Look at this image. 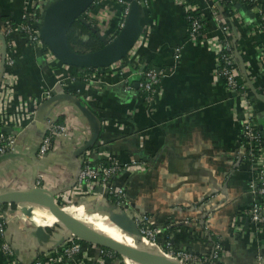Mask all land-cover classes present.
Segmentation results:
<instances>
[{"label":"crops","instance_id":"crops-1","mask_svg":"<svg viewBox=\"0 0 264 264\" xmlns=\"http://www.w3.org/2000/svg\"><path fill=\"white\" fill-rule=\"evenodd\" d=\"M147 1L150 7L142 10L141 20L147 36L139 54L147 69L164 73L158 85L156 105H148L146 96L140 98L137 82L132 81V92H127L117 77L110 78L100 89L82 81L70 86L69 91L77 93L102 123L101 139L92 160L96 162L110 155L122 165L136 160L140 163L142 170L122 172L113 179L112 185L123 189L132 209L147 216L154 227L162 232L173 228L168 244L171 247L202 255L212 251L214 245L209 242L216 239L223 247L225 264H262L264 225L255 228L248 213L263 200L251 189L254 174L243 159L242 108L213 75L217 59L215 42L191 41L185 20L188 7L207 14L212 5L239 13L248 25H257L258 18L237 0H192L193 4L182 0L179 3ZM25 4L26 0H0V37H4L5 21L15 24L22 21ZM231 6H236L235 10ZM245 33L240 34L236 29L234 45L239 62L250 71L248 100L262 136L264 38L257 33ZM210 34L213 38L219 35ZM9 40L16 44L18 61L11 70L6 65L3 68L0 39V77L4 73L12 77L9 83L13 85L9 86L14 88L15 102L11 115L20 123V128L11 132L19 134L16 152L36 159L37 170L33 171L23 160H11L0 163V174L12 178L11 174L16 173L21 181H28L29 172L33 179L38 171L46 176V187L67 189L77 180L82 167L80 158L72 154L74 141L61 142L59 148L44 159L35 158L42 133L31 118L45 95L56 97L64 93L62 75L66 69L49 67L22 32H15ZM177 50L181 52L179 63L174 60ZM23 102L28 106L22 109ZM52 106L48 107L47 116L54 109L61 112V116L64 113L76 142L82 145L90 136L86 120L67 103ZM100 206L98 201L92 207L65 209L89 230L101 234L105 229L121 232L109 223L107 215L95 214ZM3 212L15 258H7L0 249V264H32L39 257L38 252L51 250L50 244L38 243L34 236L38 225L31 223L22 212L11 207ZM89 212L94 215H88ZM52 216L50 213L49 217L38 218L36 222L40 226H52L56 224L49 223ZM238 216L243 217V227L235 233L233 221Z\"/></svg>","mask_w":264,"mask_h":264},{"label":"built area","instance_id":"built-area-1","mask_svg":"<svg viewBox=\"0 0 264 264\" xmlns=\"http://www.w3.org/2000/svg\"><path fill=\"white\" fill-rule=\"evenodd\" d=\"M47 1L49 0H26L24 7L25 13L22 16V21L19 24H15L10 20L5 21L3 35L8 39L7 48L9 52L7 54H9V57L6 56V67L8 70L16 67L18 61L15 57L16 44L9 39L15 32L20 31L25 35L29 45L35 51L42 54L49 67L66 69V73L62 75L63 82L65 83L62 87L64 93L68 92L71 89L70 86H73L78 81H82L94 89H100L108 83L110 78L117 77L127 92H132L133 87L131 82H137L140 90V98L146 96L148 105H152L153 103L156 105L159 98V95H157L158 85L163 79L164 73L147 69L146 64L142 63L140 59L139 50L147 36V30L145 28L142 36L131 51L128 62H121L107 69L94 70V73H79L76 69L60 63L49 51L43 52L45 46L39 36V25L40 15ZM179 1L175 0L176 3H179ZM237 1L243 5L240 2H246L248 0ZM252 2L258 4L259 0H253ZM139 4L142 10L144 8L149 9L150 7L147 0H140ZM129 10V4L123 0H96L85 15L91 23L94 22L99 25L101 28L98 30L99 36L106 41H110L115 37L117 29L123 27ZM251 11L258 18L257 25L254 26L248 25L239 13L233 12L228 8L221 9L218 5H212L209 12L203 15L215 23V30L210 33L215 32L219 35L213 38L210 33H201L200 31L203 25L199 21L194 22L192 31L188 35L189 39L194 42H201L203 44L205 42H215L213 48L215 49L217 59L213 75L217 79L221 77L225 79L224 87L226 91L235 98V101H238L236 102L238 107L242 108L240 127L242 133V148L244 150L243 159L254 174L255 183L251 186V189L254 194L259 195L263 200V203L259 202L248 213L254 227L257 228L259 225H264V143L255 124L252 105L248 100L250 93L249 87L252 81L249 78L250 71H248L249 69L245 65L242 66L238 60L233 35L234 29H237L240 34L245 35V32L248 31V33H257L264 38V10L256 6ZM115 28L117 29L115 30ZM180 58L181 52L177 50L174 60L179 63ZM261 60L264 64V54H262ZM136 67L139 69L134 72L133 68ZM11 78L10 73H4L0 77V157L17 151L16 136L19 134L11 131L13 129L19 130L20 123L11 115L13 103L15 102L13 98L14 88L9 86L13 85L9 83ZM52 96L53 94L45 95L41 100V104L52 98ZM20 105L22 109L28 106L24 102ZM38 110L31 115L34 123ZM53 111L45 123L44 135L38 151L35 154V158L37 159L46 158L59 148L61 142L67 143L74 141V150L81 146L76 142L72 127L66 122V115L63 113V116H61V112ZM93 153L88 152L80 157L82 167L77 175V180L73 183L74 185L72 184L73 186L71 185L72 187L66 190L60 188L53 191L50 190L45 185L47 182L46 176L39 173L34 178V183L29 184L28 181L20 180L14 188L8 186L9 188L3 191L27 190L30 188L47 190L54 194L56 202L64 209L68 208L62 206L64 203L68 204L69 207H75L76 205H78L77 207L82 205L92 207L100 201L101 206H105V208L112 204L116 206L119 212L127 214L135 221L141 234V241L145 240L155 246L163 256L180 264H225V254L221 244L215 245L211 252L202 254L201 256L204 258H200L198 257L200 255H195L187 251H165V248L159 243L163 235L162 230L154 227L153 222L147 216L136 213L128 204L124 190L117 189L112 185L113 179L118 174L126 171H139L143 167L137 160L122 165L110 155L104 156L101 163L92 165ZM114 198L117 199L115 204L112 203V199ZM26 206L28 207V205ZM23 207L25 205H16V209L19 212H21ZM3 211L5 209L0 207V249L7 258L12 259L15 258V251L7 235V222ZM242 227L243 217L238 216L233 221V231L238 233ZM61 229L63 234H65V241L62 246L57 249L38 252L37 254L39 255L40 253V255L35 258L32 264H128V261L123 258L122 260L114 258L113 252L111 251L108 252L105 249L79 243L80 241L69 234L63 226H61ZM54 231L55 233H53ZM54 231L51 230V234L56 239H59L60 230L56 228ZM209 254L211 255L209 256ZM260 262L264 264V257L260 259Z\"/></svg>","mask_w":264,"mask_h":264},{"label":"water","instance_id":"water-1","mask_svg":"<svg viewBox=\"0 0 264 264\" xmlns=\"http://www.w3.org/2000/svg\"><path fill=\"white\" fill-rule=\"evenodd\" d=\"M123 1L127 2L130 6L123 27L110 41H106L99 36L104 42V46L97 51L85 53H80L71 47L68 41V34L76 21L81 20L84 22L82 19L83 15L93 6L96 0L47 1L44 4L43 11L40 15L39 25V36L43 45L60 63L76 69L79 73L107 69L118 63L128 62L131 51L144 32V27L141 23L143 15L139 1ZM234 32H236V29H234ZM0 39L3 42L2 65L3 68H5L8 50L7 42L4 37H0ZM64 103L76 108L86 120L89 127V138L72 153L74 157L80 158L90 152L93 148L98 147L103 131L99 117L82 101V99L64 93L48 99L39 107L34 124L40 129L43 138L44 126L48 118L47 114L49 113L48 107L53 105V108ZM262 136L264 139V133ZM11 160H23L28 166L33 168V171H36V159H29L17 152L9 153L0 157V163ZM35 177L36 175H34V178ZM35 203L45 205L49 212L60 220L59 224L63 226L69 234L86 245L111 251L123 259L129 260L135 264H180L165 256L132 248L126 244L85 232L84 230L88 231L86 225L66 213L65 209L58 205L54 194L50 191L30 188L27 190L0 192V206L25 205L21 212L28 218L32 216V212L26 205H32ZM97 213L107 215L109 222L117 229L130 237H134L138 241L141 240V234L135 221L127 214L119 212L116 206L112 204L106 208L105 206H100L98 212L95 211V214ZM47 229L52 230L49 226L37 227L34 236L38 243L40 245L50 244L51 250L62 246L65 241V234H60V238L56 239L47 231Z\"/></svg>","mask_w":264,"mask_h":264},{"label":"trees","instance_id":"trees-1","mask_svg":"<svg viewBox=\"0 0 264 264\" xmlns=\"http://www.w3.org/2000/svg\"><path fill=\"white\" fill-rule=\"evenodd\" d=\"M184 3H189V4H193L192 0H182ZM253 1V0H252ZM251 0L246 1V2H240L245 6L248 10L254 9L256 6H258L259 9H263L264 10V0H259L258 4H254ZM227 6V5H226ZM230 6V5H228ZM234 10L236 8V6H231ZM143 15V14H142ZM82 19L84 20L81 21H76L72 28L69 31L68 34V41L69 44L71 45V47L80 52V53H85V52H93V51H97L99 49H101L104 46V42L101 40V38L98 36V30L96 28L93 27V23H91L89 21V18L84 14ZM186 20V24L187 27L189 28V32L192 31V27L194 22H201V24L203 25V28L201 29V33H210L213 32L215 30V23L210 19L205 17L202 13H200L199 11H195L192 10L190 7H188V11H187V15L185 17ZM8 21V20H7ZM12 22V21H11ZM120 29H117L116 34L119 32ZM77 47H81L82 49H84V51H79L76 48ZM48 50L46 49V47H44V53L47 52ZM139 68H133V71L136 72L138 71ZM101 70V69H100ZM95 71H87L86 73H94ZM220 82L225 85V79L224 78H219ZM67 95L69 96H78L77 93L72 92V91H68L66 92ZM63 120V118H62ZM258 129V128H257ZM97 147L93 148L90 152H94L96 151ZM102 160H98L96 162H92V165H97L99 163H101ZM117 201L116 198L112 199V203L115 204ZM2 209H6L8 207L11 208H16V205H12V206H0ZM88 215H92L91 212L88 213ZM103 215V214H101ZM110 223V222H109ZM48 232L51 233V230L48 229ZM173 234V228H165L163 231V235L159 241V243L165 248V251H169L172 250L174 252H178V250H176L175 248L171 247L170 245H168L170 243V237ZM81 244H84L82 242H79ZM210 244H213L214 246L219 244L218 240L213 239L209 242ZM86 245V244H84ZM143 245H145L143 243ZM142 249H147V248H142ZM107 251V250H105ZM109 252V251H108ZM188 252V251H187ZM211 254H209L210 256ZM114 258L118 259V260H122V257H120L119 255L113 253ZM208 256V257H209ZM200 258H204L201 255L198 256Z\"/></svg>","mask_w":264,"mask_h":264},{"label":"rangeland","instance_id":"rangeland-1","mask_svg":"<svg viewBox=\"0 0 264 264\" xmlns=\"http://www.w3.org/2000/svg\"><path fill=\"white\" fill-rule=\"evenodd\" d=\"M105 19H107L106 17H104ZM94 23V22H93ZM93 27L94 28H96L97 30H99V29H101L100 27H99V25H97L96 23H94V25H93ZM98 36H99V34H98ZM77 50H79V51H84V49H82L81 47H77L76 48ZM8 133H10L9 131H8ZM18 136L19 135H17L16 136V143H17V138H18ZM18 170L21 172V169L20 168H18ZM36 170H37V165H36ZM38 172V171H37ZM36 172V177H37V175H38V173ZM29 177H30V179H28V176H27V179H28V181L30 182V184L31 183H34V181H35V179L33 178H31V172H29ZM13 177L12 178H8L7 176H4V175H2V174H0V192H2L3 190H6V189H8L9 187L8 186H12L11 188H14V186H16L17 185V183H19L20 182V176L18 175V174H16V173H12L11 174ZM16 175V176H15ZM32 179V180H31ZM50 190H52L53 191V188H49ZM62 206L63 207H69V205L68 204H62ZM78 205H76L75 206V208L77 207ZM28 209H30L31 210V212H32V216L29 218V220H30V222L31 223H34L35 225H38V226H40L37 222H36V220L38 219V218H42L41 220H43V218H45V217H49V214H50V212H49V210H48V208L45 206V205H42V204H37V203H35V204H32V205H28ZM68 213V212H67ZM68 214H70V213H68ZM92 215H94L93 213H92ZM101 215V214H100ZM103 215H105V214H103ZM43 227H47V225L46 224H44L43 225ZM53 231H54V229H56V228H58L60 231H59V234H62L63 232L61 231L62 229H61V225L59 224V223H56V224H54V225H52V226H49ZM53 233H55V231L53 232ZM121 234H124V233H122V232H120ZM57 236H59V235H57ZM105 236V235H104ZM107 236V235H106ZM124 236H126V237H128L127 235H125L124 234ZM109 237V236H108ZM119 239H122V237L121 238H119ZM119 242H121V243H125V241H123V240H118ZM138 243H144L145 244V246H146V248L147 249H149V250H151V251H157L156 250V248H155V246H153L152 244H147V242L146 241H138ZM159 252V251H158ZM157 252V253H158ZM158 254H160V253H158Z\"/></svg>","mask_w":264,"mask_h":264},{"label":"bare ground","instance_id":"bare-ground-1","mask_svg":"<svg viewBox=\"0 0 264 264\" xmlns=\"http://www.w3.org/2000/svg\"><path fill=\"white\" fill-rule=\"evenodd\" d=\"M65 212L67 213V211H66V209H65ZM71 215V214H70ZM72 216V215H71ZM74 217V216H73ZM75 218V217H74ZM45 222H47V221H45ZM44 222V223H45ZM49 223H52V224H54V223H60V220L58 219V218H56L55 216H52L51 217V219H49ZM92 225V224H91ZM93 226V225H92ZM85 232H87V233H91V234H93V235H97V236H102V237H104V238H108V239H110V240H114V241H116V242H119L118 240H123V241H128L127 243H123V244H126V245H128V246H130V247H132V248H136V249H141V250H145V251H149V252H152V253H154V254H157V255H160V256H163V254L156 248V250L157 251H151V250H149V249H142V248H146V246L145 245H143V243H138V240H136V239H134V238H129L128 240H126V236H124V234H121L120 232H110L109 230H107V229H105V230H102V231H100V232H104V234H105V236H104V234H101V233H99V232H96V231H93V230H89L88 229V231L87 230H84ZM107 235V236H106ZM109 236V237H108ZM122 237V239H119V238H121ZM141 241V240H140ZM142 241H145V240H142ZM147 242V241H146ZM119 243H121V242H119ZM147 244L149 245L150 243L149 242H147ZM159 251V252H158ZM160 253V254H158V253ZM128 261V264H134V263H132L131 261H129V260H127Z\"/></svg>","mask_w":264,"mask_h":264}]
</instances>
